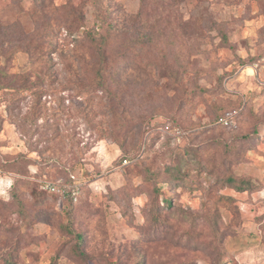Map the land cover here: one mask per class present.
Returning <instances> with one entry per match:
<instances>
[{
  "label": "rangeland",
  "instance_id": "rangeland-1",
  "mask_svg": "<svg viewBox=\"0 0 264 264\" xmlns=\"http://www.w3.org/2000/svg\"><path fill=\"white\" fill-rule=\"evenodd\" d=\"M35 1L0 0V264H264V0H101L152 35L108 40V91L87 46L12 51L66 0L36 2L42 19ZM71 1L90 24L94 0ZM156 117L180 139L145 141Z\"/></svg>",
  "mask_w": 264,
  "mask_h": 264
},
{
  "label": "trees",
  "instance_id": "trees-1",
  "mask_svg": "<svg viewBox=\"0 0 264 264\" xmlns=\"http://www.w3.org/2000/svg\"><path fill=\"white\" fill-rule=\"evenodd\" d=\"M41 1L44 2L45 0H36L35 6L33 8V10L42 12V14L40 15V19L45 17V10H40L38 8L42 4ZM36 2H40V5H38ZM92 5L93 17L88 22L90 24L87 25L85 12H83L80 6L72 3L71 0H66L64 3L58 5V8L63 9V14L59 18H57L56 12V9L58 8L52 6L53 16L50 20L54 21L55 23H52L50 21H43L41 23H45L44 26H35L34 30L31 31V34L27 33V35L21 37L24 41L19 40L18 42H16L17 39H14L15 43L12 44V51L15 52L22 50L24 48L23 46L27 45L28 49L25 48V51H27V53L31 52L30 61L32 60V54L34 52H38L40 56L37 55L34 60L40 59L42 56H46V62H49L51 60V54L57 49V38H60L61 36L62 38H64V41L61 44L65 47L66 50L74 52V50H76L77 48H81L82 46L86 48L87 46L88 48L92 49L99 58L97 74L98 79L101 81L98 84L99 87H97L108 91L104 87L106 79L105 63L107 58L108 40L111 39V37L117 36L118 34L125 33L126 35L127 33L129 35V38H127L128 42L132 45V49H134V51H137V49L145 41H151L150 38L152 35L151 32H141L140 28L142 27V23H147V21L144 20L146 16L142 14L141 10H138L134 13H130L127 11H124V13H120L117 11V6H112L109 4V2L101 0L92 1ZM120 14L123 15L119 16ZM35 23H39V18H35ZM40 27H42V29H40ZM28 34L29 36L33 35V43L32 39L30 41V37L28 36ZM254 63H258L260 67L264 66V57H262L261 59L256 58L252 64ZM50 67L51 66L48 65L46 69H49ZM25 74L26 73H23V75ZM115 76L113 78L114 81L116 79ZM260 80L264 81L263 72L260 73ZM255 84L258 88L264 91V84H260L258 81H255ZM234 111L236 112L233 118L234 126L223 125L221 119L225 118L228 113ZM241 111L242 107H229L223 109L217 118L218 124L227 130L234 131L235 129H237L238 118L241 114ZM166 123H170L173 127H176L180 130V127L175 125L171 120L167 118L156 117L155 119L153 118L147 121L145 125L143 124V134L145 141H148L150 137L154 138V134H159V136H166L168 138L174 139L175 137L163 133L159 130V127L163 126ZM132 149H139V147H132ZM124 160H127L128 163L130 161V158L124 157L123 161ZM53 178L56 179L57 177ZM11 186L12 183L10 187ZM50 194L55 195L54 197L59 200L63 199L55 193ZM78 237L80 238V235H78Z\"/></svg>",
  "mask_w": 264,
  "mask_h": 264
},
{
  "label": "built area",
  "instance_id": "built-area-1",
  "mask_svg": "<svg viewBox=\"0 0 264 264\" xmlns=\"http://www.w3.org/2000/svg\"><path fill=\"white\" fill-rule=\"evenodd\" d=\"M250 69L251 73L249 74L253 77V79L255 81H258L260 84H264V81L260 80V73L263 72L264 74V66L260 67L258 63H254L250 65ZM235 114V111L230 112L225 118L221 119L223 125L234 126L233 118ZM159 130L163 133L175 137L178 140L180 139V130L176 127H173L170 123H166L163 126L159 127ZM123 162L127 163V160H124ZM40 187L44 191L59 195L60 198H63L66 194V188L58 181L42 180L40 181Z\"/></svg>",
  "mask_w": 264,
  "mask_h": 264
},
{
  "label": "bare ground",
  "instance_id": "bare-ground-1",
  "mask_svg": "<svg viewBox=\"0 0 264 264\" xmlns=\"http://www.w3.org/2000/svg\"><path fill=\"white\" fill-rule=\"evenodd\" d=\"M251 71V69H249Z\"/></svg>",
  "mask_w": 264,
  "mask_h": 264
}]
</instances>
